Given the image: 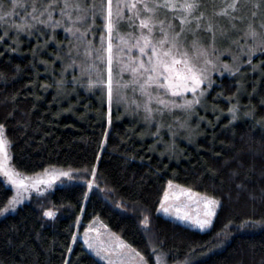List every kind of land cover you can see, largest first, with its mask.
<instances>
[{
	"label": "trees",
	"instance_id": "obj_1",
	"mask_svg": "<svg viewBox=\"0 0 264 264\" xmlns=\"http://www.w3.org/2000/svg\"><path fill=\"white\" fill-rule=\"evenodd\" d=\"M13 34L0 25V125L9 152L5 161L0 156V173L7 166L27 185L69 175L40 183L0 214V264H103L81 241L71 245L76 226L94 217L150 264L157 257L264 264V52L251 60V73L243 64L237 76L214 75L206 123L175 156H163L133 118L109 112L99 89L63 80L64 38L56 35L60 49L38 37L17 46ZM169 181L218 199L208 230L157 212ZM11 197L0 178V209ZM248 220L261 223L240 227Z\"/></svg>",
	"mask_w": 264,
	"mask_h": 264
},
{
	"label": "rangeland",
	"instance_id": "obj_2",
	"mask_svg": "<svg viewBox=\"0 0 264 264\" xmlns=\"http://www.w3.org/2000/svg\"><path fill=\"white\" fill-rule=\"evenodd\" d=\"M231 2L232 0H199L200 7L187 16V23L183 25L184 32L179 38L180 41L187 47L193 39L198 38L200 44L207 50L206 57L202 56L199 60V63L208 69L207 79L201 84L203 95H200V90L196 94L199 102L191 106L173 107L172 104L183 105L186 100H193V94L189 91L183 96H172L170 92L153 86L149 89L151 95L167 101L169 106L165 107L159 104L158 100L153 99L148 103V107L152 109L151 113L145 108L148 97L139 86L143 83V78L134 76L130 70L131 67H136L135 61L147 59L139 53L138 48L133 47L142 33L147 35V29L140 27V20L152 17L155 22L152 32L153 42L163 38V33L160 31L162 26L168 29L169 24L173 25L172 29H168L170 34L180 32V20L185 13L179 5L185 3V0H112L111 101L108 99L106 83L108 79L107 52L105 51L108 45L106 0H29V3L26 0H16L15 8L12 6L13 0H0L3 6L0 15L4 11L12 12V15L0 20V25L6 30L7 36L10 32L14 33L12 39L17 46L21 45V38L31 41L38 37L40 40H45L44 42L48 45L60 49L57 40L64 38L62 49L67 52L69 58L65 64L66 68H62L63 80L77 84L78 88L88 89L89 92L99 89L109 104V112L119 109L121 116L133 118L147 132L155 148L163 153L161 155L167 156L165 153H170L171 156H175L183 145L190 144L196 138L199 127L206 123V116L211 112L206 97L214 84V75L235 72L240 74L243 64L248 65L244 68L251 73L253 69V66H249L251 60L264 52V48L256 47L264 43V27H262L264 0H237L234 10L228 8V15L221 14V10L227 8ZM65 3L68 4L67 8L64 7ZM165 3L176 4L177 7H154V5ZM93 4L94 10L90 7ZM144 4L154 8V11L151 13L146 11ZM77 5L79 7H76ZM49 12L51 21H49ZM41 13L44 14L41 15ZM201 13L203 16L200 15ZM69 16L71 21L68 19ZM196 17H200L199 21ZM56 21L60 23L55 24ZM160 21H163V25L159 23ZM197 23L200 25L199 28ZM209 23L212 24V31L207 29ZM20 24H25V27L18 28L17 25ZM249 24L258 33L255 40L247 34ZM69 27L72 28V32L66 31ZM56 35L59 39H56ZM101 37L104 38L103 44ZM54 41L57 42L54 44ZM189 51L191 52V49ZM146 52L151 55L150 50L146 49ZM98 56L104 57L103 62L98 59ZM205 59L211 63L204 65ZM225 65L228 67L225 68ZM126 66L128 70H125ZM97 79H103L105 83L96 84ZM137 79L139 83H133ZM232 109L236 111L235 106ZM6 151L7 157L0 152L4 161L9 156L7 145ZM5 171H9L7 166L1 169L0 178L11 188V200L19 199L20 202L28 195L38 192V189L34 187H29L27 191L19 188L4 175ZM18 179L23 180L27 185L25 178L18 175ZM165 193H167V199H165ZM88 194L87 190L86 196ZM206 198L216 200L218 203L213 206L214 214L210 217L211 222L201 228L196 221L208 218ZM161 201H164L167 212L161 208ZM218 206L219 201L215 197L171 181V185L168 183L166 186L157 212L166 218L204 231L211 227ZM77 241H81L82 245L103 264H150L141 252L106 226L99 217L92 218L82 228L79 225L76 226L71 245L73 246ZM89 244L92 247H89ZM159 264L168 263L160 257Z\"/></svg>",
	"mask_w": 264,
	"mask_h": 264
},
{
	"label": "snow or ice",
	"instance_id": "obj_3",
	"mask_svg": "<svg viewBox=\"0 0 264 264\" xmlns=\"http://www.w3.org/2000/svg\"><path fill=\"white\" fill-rule=\"evenodd\" d=\"M13 8L16 6V0H13ZM51 6V5H50ZM111 6H112V0H106V8H107V17L108 23L106 24V28L108 30V45L107 49L105 50L107 52V73H108V79L106 81L107 83V91H108V99L111 101L112 98V71H111V65L113 62V56H112V43H111V33H112V23H111ZM172 7L176 8V4H169L165 3L164 5H154V7ZM237 6V0H232L230 4L227 5V8L221 10V14L228 15V8L235 9ZM2 4H0V10H2ZM65 8L68 7V4L65 3ZM76 7H79L77 5ZM93 10L95 9V5L90 6ZM143 7L146 11L149 13L154 11V8L149 7L148 4H144ZM180 8L184 10L185 16L181 18V30L180 32H174L171 33L168 31V29H172L173 25L169 24L168 29H165L163 26L161 27L160 31L163 33V38L159 39L155 42H153L152 39V32H153V26L154 21L152 17H149L147 19L140 20V27L142 29H147V35L141 34L139 38H137L136 43L133 45V47L138 48L139 53L142 56H146V60H138L135 61L136 67H131L130 70L134 74V76H139L143 78V83H140V89L141 91L148 97V102L145 104L146 110L151 113L152 109L148 107V103H150L153 99L158 100V103L161 105H164L165 107H168V102L160 99L159 97H153L151 95V92L149 89H151L153 86H155L156 89H162L166 92H170L172 96H183L186 92H191L193 94L194 99L193 100H186L183 105H175L172 104L173 107H185V106H191L193 103H198L199 100L196 99V94L198 90H200V95H203V91L201 90V84L204 83V81L207 79L208 69L206 66H202L199 63V60L202 56L207 55V50L203 47L202 44H200L199 39H193L190 42L189 46H185L180 41V36L184 32L183 25L187 23V16L190 15L193 10L198 9L200 7L199 0H185V3L179 5ZM44 13H41L43 15ZM12 15L11 11H4L2 15H0V20H4L5 17H8ZM203 16V13L200 14ZM255 15V13H253ZM49 21H51V13H48ZM33 19H36V17H33ZM69 21H71V17H68ZM78 19H81L78 17ZM197 21H199L200 17H196ZM41 23H47L48 21H40ZM26 23V22H25ZM55 24H59V21L54 22ZM161 25H163V21L159 22ZM31 27V25H28ZM18 28L23 29L25 27V24L17 25ZM200 25L197 23V28H199ZM235 27V25H233ZM249 32L248 35L252 36V38L255 40L258 33L256 32L255 28L252 27L251 24H249ZM264 27V25H262ZM208 31H212V24L209 23L207 25ZM68 32H72V28L69 27L66 29ZM214 39V34H213ZM104 38L101 37V43L103 44ZM257 48H264V43L259 44L256 46ZM146 49L150 50L151 55H148V52H146ZM191 49V52L189 51ZM131 51V49H129ZM98 59L103 62L104 57L98 56ZM131 60V58H129ZM250 62V61H249ZM211 61L205 59L204 65L210 64ZM225 68L228 66L225 65ZM125 70H128V67L126 66ZM238 71V69H237ZM96 84H104L105 81L103 79H97L95 81ZM133 83H139V79L134 80ZM230 112H234V109H229ZM235 115H233V119H235ZM4 131V126L0 125V152H3L5 157H7V151H6V145L7 141L3 137L2 133ZM95 174V173H93ZM4 175L8 177V179L13 183L16 184L19 188H22L24 191H27L29 187H37L40 183L43 184H51V181L54 179H57L59 176H68L69 174L67 172H60V173H51L49 174L47 179L38 180L34 183L26 185L23 180L18 179V174H14L10 171H5ZM169 184L171 185V181H169ZM165 199H167V193H165ZM19 203V199H13L8 202V206L5 208L0 209V214H3L9 210V208L14 209L16 204ZM218 202L213 199H205V206L208 208V211L206 212L207 219L204 220H197L196 223L199 224L201 228H204L205 225L209 224L210 217L214 214V205H216ZM161 208L165 212L168 211L167 208L164 207V201H161ZM179 210H177L178 212ZM46 216H53L54 213L52 211H46ZM143 223L145 225L148 224V218L145 217ZM261 221H243L240 225V227H244L248 224H259ZM89 247H92L91 244H89ZM71 250V249H69ZM99 254V253H98ZM157 264H159L160 257H157Z\"/></svg>",
	"mask_w": 264,
	"mask_h": 264
}]
</instances>
